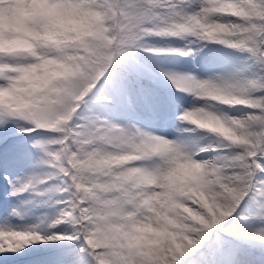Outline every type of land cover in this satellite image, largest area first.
Returning a JSON list of instances; mask_svg holds the SVG:
<instances>
[{"label":"snow or ice","instance_id":"6c2138e0","mask_svg":"<svg viewBox=\"0 0 264 264\" xmlns=\"http://www.w3.org/2000/svg\"><path fill=\"white\" fill-rule=\"evenodd\" d=\"M0 264H264V0H0Z\"/></svg>","mask_w":264,"mask_h":264}]
</instances>
